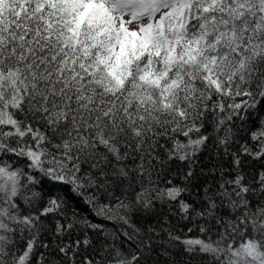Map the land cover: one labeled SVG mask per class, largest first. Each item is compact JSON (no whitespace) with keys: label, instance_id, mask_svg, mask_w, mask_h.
<instances>
[{"label":"snow or ice","instance_id":"6c2138e0","mask_svg":"<svg viewBox=\"0 0 264 264\" xmlns=\"http://www.w3.org/2000/svg\"><path fill=\"white\" fill-rule=\"evenodd\" d=\"M0 264H264V0H0Z\"/></svg>","mask_w":264,"mask_h":264}]
</instances>
